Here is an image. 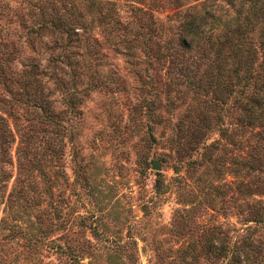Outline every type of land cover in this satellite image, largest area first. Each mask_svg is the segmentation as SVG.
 <instances>
[{
  "label": "rangeland",
  "instance_id": "rangeland-1",
  "mask_svg": "<svg viewBox=\"0 0 264 264\" xmlns=\"http://www.w3.org/2000/svg\"><path fill=\"white\" fill-rule=\"evenodd\" d=\"M40 1L0 0V96L15 108L4 113L7 141L0 144V264H110L107 254H117L118 264H225L228 257L205 254L207 240L224 242L229 252L249 234L247 262L264 264V223L249 219L246 204L264 207V173L245 176L242 166L259 130L241 136L232 108L195 144V117L208 107L207 94L192 91L165 97L159 87L156 113L144 103L135 109L133 65L112 44L102 42L103 63L81 75L61 151L48 157L55 127L24 84L40 85L56 110L68 111L49 62L63 57L66 45L63 34L32 20ZM156 1L166 20L172 4ZM48 130L52 145L37 164V140L27 136ZM32 225L38 230L30 236Z\"/></svg>",
  "mask_w": 264,
  "mask_h": 264
},
{
  "label": "trees",
  "instance_id": "trees-1",
  "mask_svg": "<svg viewBox=\"0 0 264 264\" xmlns=\"http://www.w3.org/2000/svg\"><path fill=\"white\" fill-rule=\"evenodd\" d=\"M167 1L174 10L166 20L157 14L156 0H80L78 7L74 2L66 5L49 0L32 4L34 10L38 5L37 11H31L32 20H38L40 27L65 36L64 56L49 62L50 76L56 78L58 88L65 92L64 99L69 108L68 111L56 110L42 92L43 87L34 86L32 81L25 82V88L31 87L27 89L28 100L54 125V138L58 139L55 147L50 149L49 135L53 134L50 130L46 135L27 136L29 142L33 143L32 136L37 140L32 148L34 155H38L37 164L47 157V148L52 150L50 158H55L61 151L62 136L68 133L65 115L75 112L81 75L103 63L106 54L102 53L101 47L102 42H107L115 49L123 50L133 65L136 80L133 90L140 97L135 109L144 103L141 106L146 112L156 113L161 104L159 87L165 97L172 92L178 97L190 91L196 95L207 94L204 102L208 114L200 110L195 117L199 119L198 128L191 135L193 142L198 144L205 138L214 119L219 121L223 112L236 108L237 130L241 136L252 128L259 130V141L244 157L245 176L253 169L259 174L264 173V0H222V4L219 0ZM124 6L126 13L122 12ZM87 55L90 57L84 60ZM64 74L69 76L68 79ZM89 85L98 86L97 82H89ZM14 110L8 106L7 99L0 96L1 147L7 141L4 113L12 114ZM223 131L228 137L227 131ZM261 184L264 187V180ZM245 186L242 192L246 191ZM255 203L246 202L251 205L247 215H252L249 219L254 224L261 225L264 207L260 202ZM37 230L38 226L32 225L29 235L33 236ZM244 238V246L229 248V252L224 242L217 246L207 240L205 254L228 257L225 264H249L253 242L251 234ZM107 258L108 263L118 264L117 254H107Z\"/></svg>",
  "mask_w": 264,
  "mask_h": 264
},
{
  "label": "water",
  "instance_id": "water-1",
  "mask_svg": "<svg viewBox=\"0 0 264 264\" xmlns=\"http://www.w3.org/2000/svg\"><path fill=\"white\" fill-rule=\"evenodd\" d=\"M152 168L156 169V170H159L160 167H159V163L157 161H153L152 162Z\"/></svg>",
  "mask_w": 264,
  "mask_h": 264
}]
</instances>
